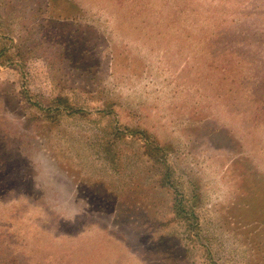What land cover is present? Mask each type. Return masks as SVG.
Wrapping results in <instances>:
<instances>
[{
  "label": "rangeland",
  "instance_id": "obj_1",
  "mask_svg": "<svg viewBox=\"0 0 264 264\" xmlns=\"http://www.w3.org/2000/svg\"><path fill=\"white\" fill-rule=\"evenodd\" d=\"M0 264H264V0H0Z\"/></svg>",
  "mask_w": 264,
  "mask_h": 264
}]
</instances>
